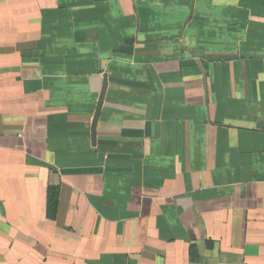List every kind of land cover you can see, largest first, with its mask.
<instances>
[{
    "label": "crops",
    "instance_id": "crops-1",
    "mask_svg": "<svg viewBox=\"0 0 264 264\" xmlns=\"http://www.w3.org/2000/svg\"><path fill=\"white\" fill-rule=\"evenodd\" d=\"M0 264H264V0H0Z\"/></svg>",
    "mask_w": 264,
    "mask_h": 264
},
{
    "label": "water",
    "instance_id": "water-1",
    "mask_svg": "<svg viewBox=\"0 0 264 264\" xmlns=\"http://www.w3.org/2000/svg\"><path fill=\"white\" fill-rule=\"evenodd\" d=\"M194 52L196 54H198L199 56L201 54V52H199L198 50H195ZM106 79H107V77H106V75H104L103 76V84H102L101 92H100V95H99V98H98V102H97V105H96V109H95V113H94V116H93L92 124H91V127H90L92 144L95 143L96 123H97L98 116L100 114V109H101L102 101H103V98H104V93H105L106 83H107Z\"/></svg>",
    "mask_w": 264,
    "mask_h": 264
}]
</instances>
